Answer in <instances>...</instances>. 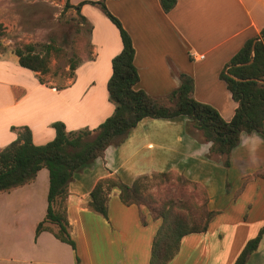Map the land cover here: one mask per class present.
I'll return each instance as SVG.
<instances>
[{
    "label": "crops",
    "instance_id": "crops-1",
    "mask_svg": "<svg viewBox=\"0 0 264 264\" xmlns=\"http://www.w3.org/2000/svg\"><path fill=\"white\" fill-rule=\"evenodd\" d=\"M83 1L97 0H69L75 6ZM105 4L132 37L140 77L136 88L169 104L168 95L185 73L193 78L196 100L232 119L238 103L220 72L247 39L264 29V0H177L169 12L160 0ZM80 11L91 26L90 50L67 81L54 83L22 67L15 54L0 55V149L20 127H29L34 143L44 144L55 137V121H63L69 131L94 129L113 113L107 83L112 58L122 49L120 33L105 15L118 34L111 29L100 5L85 3ZM193 52L204 57L196 59ZM210 147L186 115L145 117L120 143L108 146L103 157L77 170L68 186L66 211L79 263L72 247L51 231L36 236L48 206L49 171L41 168L31 181L0 192V264H150L160 221L144 206L123 204L118 189L109 198L107 216L88 202L101 178L131 184L160 172L197 182L215 212L206 231L182 238L167 264H234L264 227V136L243 132L228 157L212 154ZM245 264H264V235Z\"/></svg>",
    "mask_w": 264,
    "mask_h": 264
},
{
    "label": "trees",
    "instance_id": "trees-1",
    "mask_svg": "<svg viewBox=\"0 0 264 264\" xmlns=\"http://www.w3.org/2000/svg\"><path fill=\"white\" fill-rule=\"evenodd\" d=\"M105 1H83L75 6L66 0L64 8L76 9L81 19L87 21L81 14V6L85 3L98 4L119 30L122 49L112 58V73L107 83L109 100L115 106L113 113L94 129L69 131L63 121H55L52 124L55 137L44 144H35L31 129L27 126L20 127L17 137L0 149V192L31 181L43 167L48 169L47 212L36 226V236L42 231H51L56 238L72 247L76 263H79L80 258L69 230L66 211L69 183L77 170L88 166L96 158L103 157L108 146L120 143L140 120L145 117L175 118L186 115L202 131L204 140L211 143L210 152L226 157L238 145L243 132H258L264 136V29L259 36L247 39L220 72V78L225 81L233 99L238 103L232 119L226 120L212 105L192 96L194 82L188 74L180 75V85L168 95L169 104L136 88L140 77L134 63L132 37L118 17L108 10ZM176 2L177 0H160L165 12L172 10ZM36 47V44L26 43L16 47L14 53L22 67L47 74L53 53H58L61 48L52 42L43 44L40 51ZM79 64V61L70 59L71 74ZM225 163L229 165V160L226 159ZM171 175L201 190L203 200L198 204L201 206L198 216L189 211L192 205L184 201L179 206H186V214L173 212V208L178 205L173 199H168L162 205H153L152 194L147 193L149 181ZM114 189L119 190V198L123 204L147 207L150 217L160 221L152 241L150 264H167L178 253L182 238L206 231L215 216V212L208 209L205 189L179 173L142 175L131 184L119 178H101L91 191L89 208L107 216L108 201ZM146 220V216L140 213V221L145 224ZM51 224L56 225V229ZM263 235L264 227L246 243L234 264H245L257 249Z\"/></svg>",
    "mask_w": 264,
    "mask_h": 264
},
{
    "label": "rangeland",
    "instance_id": "rangeland-1",
    "mask_svg": "<svg viewBox=\"0 0 264 264\" xmlns=\"http://www.w3.org/2000/svg\"><path fill=\"white\" fill-rule=\"evenodd\" d=\"M65 3L66 0H0V55L15 54V48L26 43L36 44L37 51H40L43 44L52 42L61 50L53 53L50 71L42 75L57 84L67 81L72 75L70 59L81 62L82 57L89 54L90 23L83 21L73 8L65 9ZM102 15L118 34L116 27L105 14ZM149 185L147 193L152 194L153 205H162L173 199L178 203L173 208L174 213L186 214V206H179L182 201L192 205L189 211L194 215L201 212L198 205L203 200L201 190L182 182L177 176L156 177L149 181ZM143 209L147 211V207Z\"/></svg>",
    "mask_w": 264,
    "mask_h": 264
},
{
    "label": "built area",
    "instance_id": "built-area-1",
    "mask_svg": "<svg viewBox=\"0 0 264 264\" xmlns=\"http://www.w3.org/2000/svg\"><path fill=\"white\" fill-rule=\"evenodd\" d=\"M192 57L196 58V59H202L204 57V55H199V57H196V54L193 52L191 53Z\"/></svg>",
    "mask_w": 264,
    "mask_h": 264
},
{
    "label": "water",
    "instance_id": "water-1",
    "mask_svg": "<svg viewBox=\"0 0 264 264\" xmlns=\"http://www.w3.org/2000/svg\"><path fill=\"white\" fill-rule=\"evenodd\" d=\"M254 48V47H253ZM253 58V55H251V59Z\"/></svg>",
    "mask_w": 264,
    "mask_h": 264
}]
</instances>
